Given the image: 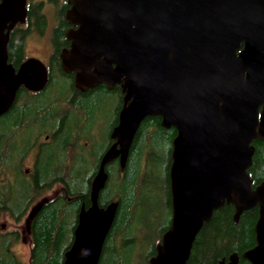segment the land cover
I'll return each mask as SVG.
<instances>
[{
  "label": "water",
  "instance_id": "obj_1",
  "mask_svg": "<svg viewBox=\"0 0 264 264\" xmlns=\"http://www.w3.org/2000/svg\"><path fill=\"white\" fill-rule=\"evenodd\" d=\"M26 0H0V114L20 84L37 89L44 64L26 59L14 74L7 64L9 25ZM71 48L62 55L76 84H118L122 105L99 165L91 206L63 264H98L117 203L98 206L107 160L126 165L134 136L147 116L174 127L169 167L172 216L149 264H186L196 235L213 212L233 204V220L258 207L255 245L217 264H264V181L253 186L255 139L264 140V0H70ZM36 73V74H35ZM33 81V82H30ZM49 200L27 212L24 227ZM4 228V224L1 225Z\"/></svg>",
  "mask_w": 264,
  "mask_h": 264
},
{
  "label": "trees",
  "instance_id": "obj_2",
  "mask_svg": "<svg viewBox=\"0 0 264 264\" xmlns=\"http://www.w3.org/2000/svg\"><path fill=\"white\" fill-rule=\"evenodd\" d=\"M10 28L11 35L15 31L25 30L18 24ZM21 35H23L21 31L14 34V40H18ZM14 46L17 47L16 43ZM61 77L67 76L62 73ZM89 92L92 95L88 107L94 109L95 113H109L107 101L113 100L114 95L112 96L106 89L103 90V87L94 88ZM59 102H50L47 109H51L52 104ZM71 108L75 110L76 106L72 105ZM50 111L46 113L47 119L55 114ZM160 121V116H147L143 119L134 136L123 170L120 169L118 161L111 160L105 165L110 177L104 187V195L102 191L101 196L108 199L107 201L118 200V205L98 264H131V261L136 264H149V258L155 254L157 244L170 226L172 208L169 167L176 129L162 127ZM24 126L26 123L20 121L16 131ZM9 127L10 119L7 116L0 117V214L9 212L16 220L20 219L26 215L28 202L43 195L54 184L63 185L68 196L79 188L82 192L81 197L87 198L90 180L86 177L82 180L76 177L77 170H81L82 164L75 161L74 139L72 140L69 128L65 126L63 129L60 148L55 149L51 146L45 148L35 165L33 176L27 178L20 161H16L10 167ZM105 132L107 134V130ZM252 144L255 151L248 172L255 186L264 181V140L255 139ZM103 150L104 144L100 147L95 146L93 156L95 162L86 166L87 169L98 170L97 159L99 160ZM8 171H11L9 178ZM10 179L14 182L10 183ZM161 193L164 194L163 201L168 209L167 221L158 230V237L150 241V250L141 253L139 249L141 250L145 243L141 241L140 231L136 225V212L140 207L147 205L145 201L153 200L155 205V198ZM160 198L156 199V203L160 202ZM23 199L25 203L21 201ZM75 212L74 203L67 201L64 194L49 198L30 222L32 249L29 264L63 263L64 251L72 239ZM234 212L233 204L227 203L213 212L210 220L203 224L196 235L186 264H217L222 257L227 258L232 252L240 255L255 245L254 225L258 218V207L243 211L237 222L233 220ZM19 234L17 228L4 231L0 225V264H23L12 252L13 244L20 239ZM245 263L246 261L240 258L239 264Z\"/></svg>",
  "mask_w": 264,
  "mask_h": 264
},
{
  "label": "flooded vegetation",
  "instance_id": "obj_3",
  "mask_svg": "<svg viewBox=\"0 0 264 264\" xmlns=\"http://www.w3.org/2000/svg\"><path fill=\"white\" fill-rule=\"evenodd\" d=\"M70 6V0H26L25 8L21 18L14 24L8 26L6 62L12 67L14 74L18 72L20 66L26 59L36 58L44 64L46 78L37 89L29 88L25 84H20L16 90L14 99L10 104L9 109L6 112L0 114V117L7 116L10 119V167L16 163V161H20L21 164H23L24 161L30 160V165L28 167H23V172L27 178L33 176L35 165L39 160V156H41V154L44 152L45 148L48 146H51V148L55 149L60 148L63 140L61 134H63V129L65 126L71 130L72 140L74 139V158L76 163L82 164L81 170H77L76 177L80 180H82L84 177H86L87 180H90L89 188L87 190V198L85 199L84 197H81L82 192L79 190V188H76L75 192L70 194L71 196L66 195V192H64V186L61 184H54L50 188V194H44L41 196V198L45 196L49 198H55L64 194L67 201L74 203L76 212L74 217L75 222L72 225V239L64 251V255L74 240L75 229L77 228L79 222V214L82 210H87L92 203V184L96 175L98 174L99 168L97 171H94L93 168L87 169L86 166H90L93 162H95L93 156L96 145L100 147L104 144V150L99 160L97 159V162L100 165V161L106 151L115 143V139H112L110 134L118 122V113L122 105L123 96L121 88L118 84L114 85L113 87H109L105 83H101L94 87L82 88L76 84L75 71H68L64 68L62 63V55L68 53L71 48V40L68 38L67 33L69 30L77 28L76 25L68 21L66 16ZM47 12L51 13V20H49ZM17 24L25 30L15 31L11 35L10 27ZM19 31L23 32V35H21L18 40H14L13 35ZM30 38L36 42L37 47H39V51L43 54H36L37 56H35V54L28 56L26 54V42ZM14 43H16L17 47L14 46ZM36 53L39 52L36 51ZM52 71L53 75L51 76ZM62 73H64L67 77L62 78ZM97 87H103V90L106 89L107 91L111 92L112 96L114 95L113 100L119 99L121 102L119 109L116 111L115 117H113V124L111 127L109 126L107 130V134L106 132L103 133L96 131L95 124L101 115H103V117L107 118L108 120V118H110V113H95L94 109L88 107L92 95L89 91L94 90V88ZM62 98L65 100H62ZM52 101L62 102H59V104L55 105L52 104L51 109H53V111H50L51 109H47V106ZM72 105L76 106L75 110L71 108ZM48 110L52 112V114L55 112V114H53V116H51L49 119L46 118V113ZM20 121L25 122L26 126H24V128L20 127L16 131ZM33 127L37 128L36 132L31 130ZM21 129L24 131L28 130V132L25 133L27 136L25 137L24 141L20 143L19 140ZM105 140L106 142L104 143ZM111 160L119 162V157L117 155H113L107 160V162ZM105 167L104 171L106 173V179L102 188L99 190L97 198L98 206L102 208L106 207L112 202H116L118 205V200L107 201L108 199L106 200L101 196L102 191L104 195V187H106L110 177L109 171ZM124 168L125 167H120L121 170ZM13 182L14 181L10 179V183ZM36 202L29 206L27 212ZM110 230L111 228L104 239L100 258L103 254V249L105 247ZM19 236L22 242H28L30 245L29 257L27 261V264H29L32 249L30 229L27 232L23 225ZM222 258L227 259L228 257Z\"/></svg>",
  "mask_w": 264,
  "mask_h": 264
},
{
  "label": "rangeland",
  "instance_id": "obj_4",
  "mask_svg": "<svg viewBox=\"0 0 264 264\" xmlns=\"http://www.w3.org/2000/svg\"><path fill=\"white\" fill-rule=\"evenodd\" d=\"M47 15L49 16V20H51V13L47 12ZM36 42L30 38L27 42H26V54L28 56H30L31 54H35V56H37L36 54H43L42 52L39 51V47H37ZM44 49V47H43ZM39 52V53H36ZM41 58L43 59V57L41 56ZM107 105H108V110H109V116L110 118H105L103 117V115H101L99 117V120L97 121V123L95 124V130L96 131H100V132H105L106 130H108L109 126L111 127V125L113 124L114 121V116L115 113L117 111V109L119 108V104H120V100L119 99H109L107 101ZM107 120V121H106ZM109 121V124H108ZM111 121V123H110ZM32 131L36 132L37 128L33 127L31 129ZM28 130L24 131L23 129H21V135H20V140L19 142L21 143L22 141H24L25 137L27 136ZM31 161H24V163L21 165L22 168L23 167H28L30 165ZM162 170V168H160V171ZM9 172V171H8ZM8 178L11 176V171L9 173H7ZM4 178V176H2ZM2 178V179H3ZM4 180V179H3ZM44 194H50V189L47 190ZM43 194V195H44ZM40 195L38 198H40ZM161 197V198H160ZM163 197L164 194L161 193L157 196V198H155V205H153V200H148L145 201V203L147 205H145L144 207H140L137 212H136V217H135V221H136V225L139 228L140 231V237L142 238V242H144V246L143 248H141V250L139 249V251L141 253H145L148 252L149 249V245L151 244L150 241L154 240L155 237H158V230L160 229V227L166 223L167 221V217H168V209L163 201ZM38 198H36L34 201H30L28 202V206L25 210V213H27V210L29 208V206L34 203L36 200H38ZM160 198V202L156 203V199ZM162 199V200H161ZM23 203H25V200H21ZM15 208V207H14ZM24 218L25 216L21 217L20 219L16 220L13 216H11V214H9V212H1L0 214V225L4 224V228H2L4 231H12L13 229L17 228L19 231L23 228L24 225ZM150 243V244H149ZM29 247L30 245L28 244V242H22L21 239H19L16 243L13 244L12 246V252H14L22 261L23 264H27L28 261V257H29ZM124 255V254H122ZM110 257V256H108ZM131 264H136V263H132Z\"/></svg>",
  "mask_w": 264,
  "mask_h": 264
}]
</instances>
